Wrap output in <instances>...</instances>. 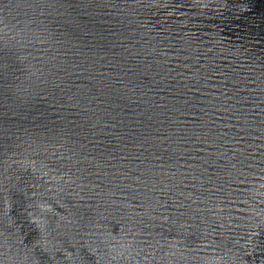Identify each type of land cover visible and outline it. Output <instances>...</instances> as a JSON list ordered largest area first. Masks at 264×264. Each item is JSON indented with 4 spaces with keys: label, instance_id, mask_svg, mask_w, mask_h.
<instances>
[{
    "label": "water",
    "instance_id": "water-1",
    "mask_svg": "<svg viewBox=\"0 0 264 264\" xmlns=\"http://www.w3.org/2000/svg\"><path fill=\"white\" fill-rule=\"evenodd\" d=\"M0 264H264V0H0Z\"/></svg>",
    "mask_w": 264,
    "mask_h": 264
}]
</instances>
